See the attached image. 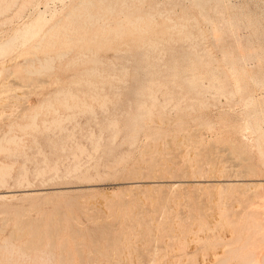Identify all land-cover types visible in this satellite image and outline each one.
Instances as JSON below:
<instances>
[{"label": "rangeland", "instance_id": "1", "mask_svg": "<svg viewBox=\"0 0 264 264\" xmlns=\"http://www.w3.org/2000/svg\"><path fill=\"white\" fill-rule=\"evenodd\" d=\"M11 1L0 264H263L264 0Z\"/></svg>", "mask_w": 264, "mask_h": 264}, {"label": "bare ground", "instance_id": "2", "mask_svg": "<svg viewBox=\"0 0 264 264\" xmlns=\"http://www.w3.org/2000/svg\"><path fill=\"white\" fill-rule=\"evenodd\" d=\"M88 1H89V0H88ZM88 1H87V2H88ZM92 1H93V0H92ZM11 2H13V4H14V1H13V0H12ZM79 2H80V1H79ZM84 2L86 3V0H84ZM84 2L81 1V4H82V3L84 4ZM9 3H10V2H9ZM9 3H8V4H9ZM88 3H89V2H88ZM90 3H92L91 0H90ZM9 5H10V4H9ZM8 7H9L8 5H7V7L4 6V8H7V9H8ZM0 8H1V9H4V8H2V7H0ZM9 8H10V7H9ZM1 9H0V13H1V14H2V11L7 12L6 9H4V10H1ZM8 10H9V9H8ZM52 17H53V15H52ZM45 20H46V16L40 14V15H38L35 19H33L31 22L25 23L24 27H25L26 29H28L29 27H32V26H38V27H40V24H43V23L45 22ZM37 30H38V29H37ZM48 31H49V30H48ZM49 33H50V31H49ZM50 34H51V33H50ZM51 35H52V34H51ZM3 45H4V44H0V48H2ZM63 54H64V53H63ZM66 54H67V53H66ZM0 72H1V71H0ZM65 101H66V100H65ZM70 107H71V106H70ZM249 122H250V121H248V123H249ZM58 123H59V122H58ZM33 125H34V124H33ZM249 125H250V124H249ZM29 126H30V125H29ZM11 138H13V137H11ZM13 139H15V137H14ZM9 140H10V139H9ZM10 141H11V140H10ZM7 142H8V141H7ZM206 157H207V156H206ZM208 159L210 160L211 158H208ZM211 161H212V160H211ZM211 161H210V162H211ZM213 162H214V161H213ZM204 163H206V162H204ZM208 163H209V162H208ZM208 163H206V165L204 164L203 166H205V167H203L202 169H205L206 167H208V166L210 165V164L208 165ZM211 163H212V162H211ZM243 164H244V163H243ZM207 165H208V166H207ZM213 165H216V164H213V163H212V164H211L212 167H216V166H217V165H216V166H213ZM242 166H243V165L241 164V167H242ZM249 166H250V165H249ZM212 167H211V168H212ZM209 168H210V167H208V169H209ZM248 168H249V167H248ZM208 169H207V172H208ZM214 169H215V168H214ZM216 169H217V168H216ZM229 169H230V168H229ZM236 169H237V168H236ZM239 169H240V168H239ZM239 169H237V170H239ZM242 169H244V170L247 169L246 164H245V168H244V166H243ZM250 169H252V168H250ZM205 170H206V169H205ZM211 170H212V171H211L210 173H211V175H213V171H214V170H213V169H211ZM233 170H234V168L232 169L231 172H233ZM248 170H249V169H247V171H245V172L247 173ZM42 171H43V173H44V170H42ZM48 171H49V170H48ZM209 171H210V169H209ZM217 171H218V170H217ZM225 171H226V170H225ZM225 171H224V173H225ZM229 171H230V170H229ZM242 171H243V170H242ZM218 172H219V171H218ZM235 172H236V171H235ZM239 172H240V170H239ZM239 172H238V173H239ZM245 172H244V173H245ZM221 173H222V172H221ZM226 173H227V172H226ZM246 173H245V174H246ZM241 174H243V172H242ZM241 174H240V175H241ZM3 175H4V174H3ZM184 175H185V174H184ZM209 175H210V174H209ZM211 175H210V176H211ZM233 175L236 176V175H238V174H237V173H236V174L234 173V174H232V176H233ZM206 176H207V175H206ZM206 176H205V178H206ZM214 176H217V175L214 174L213 177H214ZM222 176H226V175H223V174H222ZM222 176H221V177H222ZM228 176H231V175H228ZM162 177H164V176H162ZM182 177H183V175H182ZM185 177H186V176H185ZM213 177H212V178H213ZM238 177H239V176H238ZM244 177H245V176H244ZM2 178H3V176H2ZM179 178H181V177H179ZM183 178H184V177H183ZM200 178H204V177H200ZM209 178H211V177H209ZM209 178H208V179H209ZM214 178H215V177H214ZM217 178H218V177H217ZM217 178H216L215 180H217ZM219 178H220V177H219ZM219 178H218V179H219ZM226 178H227V177H226ZM229 178H230V180H231L232 177H229ZM236 178H237V177H236ZM160 179H161V178H160ZM227 179H228V178H227ZM202 180H203V179H202ZM215 180H214V181H215ZM221 180H222V179H221ZM237 180H239V179L237 178ZM177 181H178V180H177ZM181 181H183V180H181ZM209 181H210V180H209ZM134 182H135V181H134ZM221 182H222V181H221ZM230 182H231V181H230ZM235 182H236V181H235ZM235 182H234V183H235ZM206 183H207V182H206ZM227 183H228V181L226 182V184H227ZM237 183H238V182H236L235 184H237ZM178 184H179V183H178ZM180 184H181V183H180ZM213 184H214V183H213ZM216 184H220V182H217ZM226 184H225V185H226ZM230 184H231V183H230ZM230 184H228V185H230ZM244 184H245V183L240 182L238 185H244ZM248 184H254V183H247V185H248ZM231 185H232V184H231ZM231 185H230V187H232ZM233 185H234V184H233ZM245 185H246V184H245ZM254 185H255V184H254ZM259 185H260V184H259ZM135 186H136V185H135ZM248 186H252V185H248ZM197 187H198V186H197ZM228 188H229V186H228ZM239 188H240V187H239ZM249 188H250V187H249ZM250 189H252V188H250ZM255 189H256V188H255ZM250 191H251V190H250ZM27 193H28V192H27ZM245 194H246V193H245ZM4 196H5V195H3V194L0 193V197H4ZM246 226H247V225H246ZM253 226L255 227V225H253ZM257 227H258V225H257ZM252 228H253V227H252ZM255 229H257V228H255ZM109 237H110V236H109ZM248 241H249V240H248ZM10 243H11V242H10ZM10 243L8 242V244H10ZM6 244H7V243H6ZM6 244H4V245H6ZM11 245H12V244H11ZM11 245H10V246H11ZM13 245H14V244H13ZM13 245L11 246L12 248H13ZM10 246H9V247H10ZM14 247H15V245H14ZM5 248H7V247L5 246ZM239 248H240V247H239ZM230 249H231V248H230ZM19 251H20V250H19ZM22 251H23V250H22ZM22 251H21V254H22ZM42 253H43V252H42ZM44 253H45V251H44ZM49 253H51V252H49ZM234 253H235V255H237L236 250L234 251ZM25 254H26V253H25ZM39 254H40V253H39ZM39 254L36 253L35 255H39ZM45 254H46V253H45ZM40 255H41V254H40ZM42 255H43V254H42ZM214 255H216V254H214ZM225 255H226V254H225ZM23 256H24V254H23ZM28 256H29V255H28ZM21 257H22V256H21ZM34 257H35V256H34ZM34 257H33V258H34ZM46 257H47V255H46ZM36 259H38V257H37ZM46 259H47V258H46ZM31 260H32V259H31ZM43 260H44V261H47V260H45V259H43ZM211 260H212V259H211ZM227 260H228L227 258L222 259V260H220V261L218 262V264H225ZM33 261H34V262L36 261L35 258H34ZM38 261H39L38 263H40V260H38ZM48 261H49V259H48ZM212 262H214V261H212ZM248 262H249L248 264H261V262H260L258 259H256V258L250 259ZM46 263H47V262H46ZM36 264H37V263H36ZM211 264H214V263H211ZM263 264H264V262H263Z\"/></svg>", "mask_w": 264, "mask_h": 264}]
</instances>
